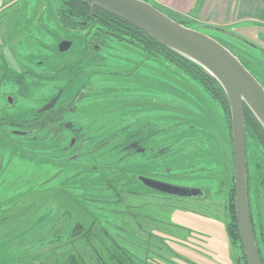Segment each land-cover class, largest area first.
I'll use <instances>...</instances> for the list:
<instances>
[{
  "label": "rangeland",
  "instance_id": "374dc122",
  "mask_svg": "<svg viewBox=\"0 0 264 264\" xmlns=\"http://www.w3.org/2000/svg\"><path fill=\"white\" fill-rule=\"evenodd\" d=\"M145 1L159 7L169 18L187 21L190 29L214 40L229 42L193 17L188 20L154 0ZM45 5L47 13L43 17L50 16V21H44L47 27L44 32L34 23L41 17L40 9ZM55 9V0H0V54L12 66L7 68L9 73L17 72L18 65L29 67L28 61L22 62L29 53L33 63L38 61L42 46H48L43 47L44 55H54L57 41L51 34L57 30L52 11ZM240 27L250 26L236 25L227 29L240 32L237 35L251 41L247 37L249 34L238 30ZM58 36L64 37L61 31ZM256 36L251 42L261 46L260 37ZM111 45L109 49L114 51L102 53L107 59L100 72H118L127 78L95 79L93 88L103 95L93 99L81 117L91 114L103 117L105 125L102 127L98 120L100 129L106 130L103 134L108 133L109 126L112 129L122 122L116 118L128 114L121 125L139 118L142 122L159 124L160 130L170 124L184 126L160 135L166 142L162 144L159 139L156 146L163 148L172 138L171 150L156 163H143L137 156L119 163L117 159L123 157L121 154H113L112 159L107 160L105 151H98L95 174L83 181L89 179L94 185H99L101 179L107 181L119 195L108 204L84 200L81 189L76 186L74 190L71 187L66 190L63 187L65 179L58 182L63 178L45 186L44 176L42 179L28 177V170L23 171L28 166L31 170L28 161L43 164L42 146L27 150L24 144L13 142L0 133V264H70L72 260L79 264H235L237 252L226 233L227 191L225 187L219 189L220 180L233 171L232 150L219 106L208 102L184 72L163 59L155 62L140 55L136 47L114 42ZM27 88L23 89L28 95L27 101L19 107L22 112L38 106ZM109 88L117 90L107 91ZM79 117L74 115L73 120L81 119ZM246 147L252 215L258 242L264 249V151L249 136ZM79 149L80 153L85 150ZM28 151L31 153L27 154ZM81 159L69 168L89 172L91 164ZM221 162L225 164L223 170ZM169 167L173 169L170 174H161ZM43 168L49 167L45 163ZM157 169V181L180 188L205 189L208 195L197 199H165L144 191L130 180L132 175L146 171L149 174ZM67 191L72 195H67ZM119 199L121 203L115 205V200ZM143 204L152 207L137 210ZM126 208L138 216L127 214ZM77 223L82 224L83 231L76 237L72 236V231ZM87 228L89 233L85 234Z\"/></svg>",
  "mask_w": 264,
  "mask_h": 264
},
{
  "label": "flooded vegetation",
  "instance_id": "af4514ba",
  "mask_svg": "<svg viewBox=\"0 0 264 264\" xmlns=\"http://www.w3.org/2000/svg\"><path fill=\"white\" fill-rule=\"evenodd\" d=\"M46 10V5L41 7V17L36 18L34 23L40 31L47 29L44 21H50L48 18L50 16L47 15L46 19L43 17L47 13ZM55 20L57 30L51 35L57 42L52 57L44 55V48L48 46H42L40 52L42 54L37 56L38 61L33 63V56L27 53L22 62L28 61L29 67L18 65L17 72L9 73L7 68L10 65L5 56L0 54V133L11 141L21 139V144H24L27 150H31L32 146L41 145L45 153L44 164L46 163L47 167H49V159L52 158L49 153H52L54 157L52 160H55L59 168L56 169L57 171L43 168L45 186L52 180L63 178L58 182H64L66 173L60 166L65 165L66 162L76 164L82 160L81 158H85V164L89 161L91 166H95L97 164L95 155L100 150L105 151L107 160L112 159L113 154H121L123 157L117 159L118 162L120 160L119 163L131 156H137L147 164L163 159L170 152L171 147L169 146L170 148L163 153L159 152L160 148L156 146L159 144L160 129L157 128L159 124L152 125L137 118L131 123L121 125L128 114L123 118H116L115 120L122 122L112 129H109V126L108 133L103 134L106 130L99 127L105 125L102 122L105 120L103 117H100L101 119L92 117V114L81 117V113L85 112L84 109L87 110V106L92 105V100L103 95L102 91L93 88L95 79L107 76L127 78L123 76L124 74L100 72V69L107 59L102 53L107 50L114 51L109 49V46H112L111 42L124 44V40H129L128 36L99 32L94 23L89 21L70 18L63 22L58 17ZM60 31L64 37L58 36ZM17 64H20V61ZM26 87L31 91L30 98L36 100L38 106H31L29 110L22 112L19 111V107L27 101L28 95L23 93ZM115 90L117 89L109 88L107 91ZM123 91L130 92L129 89ZM74 115H80L81 119L73 120ZM138 116H141V112ZM98 120H101L100 125ZM137 124L139 126H136ZM79 148H84V152L80 153ZM158 169L149 174L146 171L132 175L139 183L137 186L165 199L178 198L147 187L145 180L175 186L157 181L155 177ZM172 171V168H168L161 174L167 175ZM196 190H198L197 196L191 198H204L208 195L205 189Z\"/></svg>",
  "mask_w": 264,
  "mask_h": 264
},
{
  "label": "trees",
  "instance_id": "16d2710c",
  "mask_svg": "<svg viewBox=\"0 0 264 264\" xmlns=\"http://www.w3.org/2000/svg\"><path fill=\"white\" fill-rule=\"evenodd\" d=\"M145 1V0H142ZM147 2V1H145ZM148 3V2H147ZM56 9H55V16L60 18L63 22H66L70 18L78 19L81 21H89L91 23H94L97 30L99 32H111L112 34H117L118 36H128L129 40H124L125 43L122 44L124 46H131L136 47L137 51L140 55H142L145 58L151 59L153 61L159 62L161 59L164 61L170 63L173 67H175L177 70L184 72L194 83L196 86H198L201 95L206 98V100L209 102H213L214 104H217L221 110V114L223 117V120L227 124V131H228V139L230 143L231 148V127H230V112H229V106L226 99V96L221 89V87L218 85V83L212 79L206 72H204L200 67L193 64L192 62L184 59L183 57L179 56L178 54L170 51L169 49L165 48L163 45L159 44L155 40H153L151 37L140 31L139 29L135 28L134 26L128 24L127 22L99 9L98 7L92 6L90 3L85 2V0H55ZM154 8H156L158 11L165 14L159 7L152 4ZM167 16V14H165ZM174 20L173 18H171ZM189 20V19H188ZM178 24L187 27V21L181 20V22H178L177 20H174ZM256 27V26H255ZM253 27V28H255ZM262 32V31H260ZM218 34L223 35L224 39L229 40L230 44L226 40H216L219 44H221L223 47H225L233 56H235L238 61L245 67V69L254 76V78L264 87V37H260V41L262 42V45H257L252 43L251 41L240 37V32H233L231 29L227 28H220V31L217 32ZM252 43V44H251ZM233 47V49L230 47ZM199 92V93H200ZM244 119H245V138L249 136L253 139V141L258 144L262 150L264 151V130L259 125V123L256 121L254 116L251 114V112L244 106ZM182 125L179 124H170L169 126L161 129L158 131L160 139V135L163 133L170 131L171 129H176L181 127ZM161 140V139H160ZM169 144L172 141V138L167 140ZM15 142L18 144H21V139H15ZM162 144L166 141L161 140ZM169 144H165L163 148H160L159 152L166 151L169 147ZM41 146V145H39ZM44 152V149H43ZM31 152L28 151L27 154H30ZM35 154V153H34ZM42 154V153H40ZM49 155L53 157L52 153H49ZM1 158V155H0ZM49 159V169H53L55 171L58 170V165L55 164V160ZM232 158V154L231 157ZM43 164H31L30 161H28L29 165H31V170H29L30 166L27 167V169L23 168V171H27V176L34 178L35 176H39L38 179H42L44 176L42 174L43 172V165L45 162V158L42 157ZM246 161H247V147H246ZM18 162H21L20 160ZM17 162V163H18ZM120 162V160H119ZM16 164V163H15ZM25 164V162H23ZM73 165L71 163L66 162L65 165L60 166V168H63L65 170V182L64 186L66 190H69L71 187L74 190V186L76 188H79L81 190L80 193L83 194V199L86 201H90L91 203H111L112 201L110 199H116L119 197L117 195V191L111 187L107 181L102 180L99 183V185H94V183H91L89 179L84 180L85 178L89 177L91 178V175L95 174L93 173L94 169H97L96 166L89 167V172L81 171H72L69 166ZM225 167V164L221 162V169ZM171 168V167H169ZM247 168V196H248V208H249V216L251 220V227L252 232L254 236V240L257 247L258 256L260 259V263L264 264V249H261L260 244L258 242L257 236H256V230H255V223L253 220L252 215V208H251V198H250V175H249V169H248V161L246 164ZM2 167H0V170ZM57 169V170H56ZM168 169V168H166ZM62 172V171H61ZM1 173V172H0ZM23 173V172H22ZM91 173V174H90ZM98 173V171L96 172ZM101 173V172H100ZM99 173V174H100ZM42 174V175H41ZM228 173L227 177H223L222 180H220L219 189L221 187H225L227 191V199H225V211L227 216V222H226V233L228 236V239L230 241L231 247L237 252V258L235 260V264H247L246 259L244 257L243 249L240 243L237 225H236V219H235V208H234V181H233V171L229 175ZM229 176V177H228ZM83 177V178H82ZM130 180L133 181L136 185H138V181L135 178V176H131ZM6 183V182H5ZM4 183V184H5ZM31 185L32 183H28ZM42 185V184H41ZM43 185H45L43 183ZM42 185V186H43ZM28 186V185H27ZM31 188V186L28 187V189ZM112 191V192H111ZM108 192V193H106ZM68 195V191L66 192ZM72 195V193H69ZM121 203L120 199L115 200V205ZM104 204V205H105ZM152 207V205L149 204H143L138 207L137 210L143 211L144 208ZM143 208V209H142ZM105 210V209H102ZM129 209H125L127 214L132 215L133 217H137L135 213L132 214L131 211H127ZM114 211V209H113ZM147 218H150L148 216H145ZM89 228L86 229L85 234L89 233ZM83 226L80 223L75 224L74 229L72 231V236H78L79 233H82ZM70 264H79L78 261L72 260ZM82 264H84L82 262Z\"/></svg>",
  "mask_w": 264,
  "mask_h": 264
},
{
  "label": "water",
  "instance_id": "95a60500",
  "mask_svg": "<svg viewBox=\"0 0 264 264\" xmlns=\"http://www.w3.org/2000/svg\"><path fill=\"white\" fill-rule=\"evenodd\" d=\"M127 22L170 51L192 62L223 90L230 112L234 208L240 243L247 264H261L248 208L244 106L264 130V87L225 47L196 30L184 27L142 0H85ZM219 32V28L206 27ZM146 181L147 187L182 199L195 197L186 189Z\"/></svg>",
  "mask_w": 264,
  "mask_h": 264
},
{
  "label": "crops",
  "instance_id": "0c3cea01",
  "mask_svg": "<svg viewBox=\"0 0 264 264\" xmlns=\"http://www.w3.org/2000/svg\"><path fill=\"white\" fill-rule=\"evenodd\" d=\"M186 19H195L199 24L234 27L255 41L264 33V0H154ZM256 26V27H255ZM255 27V28H253ZM262 31V32H260ZM264 37V36H263Z\"/></svg>",
  "mask_w": 264,
  "mask_h": 264
}]
</instances>
